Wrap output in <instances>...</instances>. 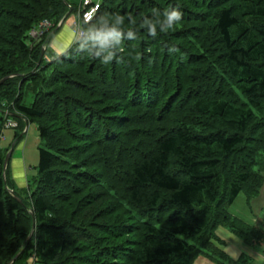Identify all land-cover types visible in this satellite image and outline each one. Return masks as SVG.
I'll use <instances>...</instances> for the list:
<instances>
[{"label": "trees", "instance_id": "obj_1", "mask_svg": "<svg viewBox=\"0 0 264 264\" xmlns=\"http://www.w3.org/2000/svg\"><path fill=\"white\" fill-rule=\"evenodd\" d=\"M79 2L0 0V139H39L22 187L0 146V264H253L215 230L264 242L227 210L264 172V0H99L47 54Z\"/></svg>", "mask_w": 264, "mask_h": 264}, {"label": "crops", "instance_id": "obj_2", "mask_svg": "<svg viewBox=\"0 0 264 264\" xmlns=\"http://www.w3.org/2000/svg\"><path fill=\"white\" fill-rule=\"evenodd\" d=\"M79 1V0H78ZM73 14V13H72ZM74 15H66L63 17L62 26L51 36V41L46 43L47 51L59 53L65 47H67L73 41V34L71 32L70 24L71 20L74 18ZM54 36V38H53ZM57 37L58 42H63L59 47L58 44H54V39ZM58 37L60 40H58ZM59 47V48H58ZM16 159V158H15ZM13 158L10 162V171L13 179V176L16 174L13 172ZM21 174L22 178L17 175L19 179V185L22 186L25 183V166L21 160ZM16 180V179H15ZM228 213L240 220L241 222L253 226L254 228L262 231L264 234V172H262V182L259 186L257 192L246 198L242 192H238L232 202L229 204ZM217 236L223 240L220 248L225 251L226 254L232 259L237 258L240 253H245L248 255L253 264H264V242H253L251 245H244L241 240L227 228L219 226L215 230ZM192 264H214L212 261L207 259L203 255H198L192 262Z\"/></svg>", "mask_w": 264, "mask_h": 264}, {"label": "rangeland", "instance_id": "obj_3", "mask_svg": "<svg viewBox=\"0 0 264 264\" xmlns=\"http://www.w3.org/2000/svg\"><path fill=\"white\" fill-rule=\"evenodd\" d=\"M68 1L73 6H75L78 2V0H68ZM68 15H71V16L74 15L73 19L76 18V14L70 13ZM73 19L71 20V22L73 21ZM62 24H63L62 20H59L55 24V27H57V30L59 27L62 26ZM70 27H71V24H70ZM53 38H54V36H53ZM51 39L49 40V42L51 41ZM58 40H60L59 37H58ZM62 43L63 42L57 41V37L54 39V44H58L59 47L62 45ZM47 54H49L48 51H47ZM30 99H31V97L28 96L24 101L28 102ZM9 125H11V126L14 125V122L9 121ZM25 126H26L25 129H23L24 134L22 136V139L18 143L14 144V147L12 150H11V148H12L11 143L13 142V138H12L13 128L4 127L2 129V133H1L2 137L0 139V146L1 147H8V145L11 146L10 149L8 150L10 156L9 155L8 156L10 157L9 158L10 162H11L12 158L14 159L13 160L14 164H13L12 168H13V172H15L16 174H14L13 176L16 179V180L14 179V181L18 185V187L23 186V185L22 186L19 185L20 181L17 177V175H18L19 178L20 177L22 178V174H21L22 169H21V162H20L21 160L23 161L24 166H25V175H26L27 180H29L36 173V163H37V148L36 147L39 144V139L37 137L35 125L33 122H28ZM27 262L25 261L26 264H27Z\"/></svg>", "mask_w": 264, "mask_h": 264}, {"label": "built area", "instance_id": "obj_4", "mask_svg": "<svg viewBox=\"0 0 264 264\" xmlns=\"http://www.w3.org/2000/svg\"><path fill=\"white\" fill-rule=\"evenodd\" d=\"M98 2L99 0H80L78 5V13L76 14V18L73 19L71 23V31L76 38L82 35L83 30L81 25L82 23L88 22L91 19L92 15L97 9ZM49 26L50 23L47 20L40 21V23L35 28H32L29 31L30 37L37 38Z\"/></svg>", "mask_w": 264, "mask_h": 264}, {"label": "clouds", "instance_id": "obj_5", "mask_svg": "<svg viewBox=\"0 0 264 264\" xmlns=\"http://www.w3.org/2000/svg\"><path fill=\"white\" fill-rule=\"evenodd\" d=\"M181 16H182V13L177 8H174L171 11L165 10V17H166V20H167L169 26H172L174 23L179 22L181 19ZM149 31L152 32L153 34H155V26H152L149 29ZM115 35H116L115 31H110V32L102 33L98 37V39H99V42L101 43V45L103 46Z\"/></svg>", "mask_w": 264, "mask_h": 264}, {"label": "water", "instance_id": "obj_6", "mask_svg": "<svg viewBox=\"0 0 264 264\" xmlns=\"http://www.w3.org/2000/svg\"><path fill=\"white\" fill-rule=\"evenodd\" d=\"M42 49L40 50V54H39V57H41V55H42ZM8 155H9V151H7L6 152V154H5V156H4V159H3V168L5 167V163H6V160H7V158H8ZM11 263V261L10 262H8V264H10Z\"/></svg>", "mask_w": 264, "mask_h": 264}]
</instances>
